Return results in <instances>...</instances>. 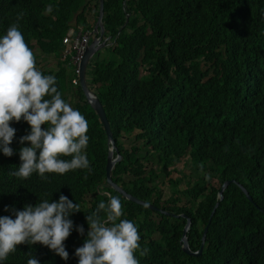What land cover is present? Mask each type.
Returning <instances> with one entry per match:
<instances>
[{"label": "trees", "instance_id": "trees-1", "mask_svg": "<svg viewBox=\"0 0 264 264\" xmlns=\"http://www.w3.org/2000/svg\"><path fill=\"white\" fill-rule=\"evenodd\" d=\"M91 1L95 22L98 0H0V36L22 14L19 28L37 69L52 73L62 90L71 64L60 56L61 39L71 25L91 28ZM101 22L114 45L88 65L86 84L104 110L112 156H120L110 179L155 208L105 186L110 145L77 85L63 99L88 121V169L46 174V180L35 173L28 179L11 175L21 164L19 149L30 146L19 143L30 131L23 120L10 123L16 129L14 154L0 152V216L15 219L13 210L61 195L79 205L69 216L73 230L64 242L69 258L39 243L21 244L0 264H27L31 256L39 264H78L75 250L87 238L86 216L101 200L107 203L101 191L120 197L121 219L135 223L140 248L149 249L145 256L136 252L139 264H264V0H103ZM46 58L53 66L42 64ZM147 156L157 157L159 165L147 168ZM183 157L199 172L183 188L167 179L173 189L162 199L165 169ZM172 214L190 219L185 237L191 251L207 226L199 255L181 251L185 219Z\"/></svg>", "mask_w": 264, "mask_h": 264}, {"label": "clouds", "instance_id": "clouds-1", "mask_svg": "<svg viewBox=\"0 0 264 264\" xmlns=\"http://www.w3.org/2000/svg\"><path fill=\"white\" fill-rule=\"evenodd\" d=\"M90 5L93 13V1L89 2ZM47 11L50 13L52 6ZM21 18L22 14L18 15L6 34L0 36V152L6 157L14 154L10 145L16 129L10 123L23 120L30 131L20 137L19 143L28 142L30 146L19 149L21 164L11 175L28 179L35 173L46 180V174L63 175L69 171L88 169V121L63 97L68 96L77 85L81 89L78 82L79 63L85 49L96 39L95 49L83 69L85 87L88 93L94 94L86 84V69L94 59L101 60L106 56L102 54V49H111L114 38L104 31L101 17L99 23L96 22L97 17L95 22H92V17L87 19L92 23L90 29L71 25L61 39L60 56L67 58L71 64L61 90L57 88L58 81L52 73L44 75L37 69L35 55L19 28ZM99 24L102 33L98 38ZM95 25L96 30H93ZM82 38H85L83 43ZM100 194L107 197V203L101 200L96 210L86 216L89 226L87 238L75 250L78 264H139L136 252L145 256L149 249L140 248L137 226L130 220L121 219L124 211L119 196H113L109 191H101ZM4 210L9 211V208L6 206ZM13 211L15 219L0 216V262L14 253L18 245L37 243L63 260L69 258L64 242L73 230V221L69 216L80 211L78 204L61 195L58 201L50 203L43 200L35 206L25 205L23 210ZM101 212L105 218H101ZM76 231L81 235L84 233L82 226H76ZM27 264H39V261L31 256Z\"/></svg>", "mask_w": 264, "mask_h": 264}, {"label": "water", "instance_id": "water-1", "mask_svg": "<svg viewBox=\"0 0 264 264\" xmlns=\"http://www.w3.org/2000/svg\"><path fill=\"white\" fill-rule=\"evenodd\" d=\"M102 15V0H98V16H97V20L96 22L99 23L100 21V17ZM93 30H96V25L93 27ZM98 31H99V36L100 37L101 33H102V26L101 24H99L98 26ZM96 42V39L92 40L89 44V46L85 49L81 61L79 63V70H80V74L78 77V82L79 85L81 86V89L83 91V95L87 101V103L90 105V107L92 108V110L95 112V114L97 115L102 128L104 130V134L106 136V140L109 143L110 147L107 150V154H106V162H105V186H109L112 188V190L116 191L117 193L121 194L126 200H129L131 202L140 204L144 207H147L149 209H154L155 207L152 206L151 204L147 203V202H143L142 200H139L135 197H133L132 195L126 193L120 186H118L117 184H115L114 182L111 181L110 179V171L111 168L113 166V164L118 161L120 159L119 154L116 153L115 157L112 156V152L114 149V145H113V140H112V136H111V132L109 129V124L107 122V119L105 117V113L104 110L101 106V103L99 102L98 98L94 95V94H90L88 93L85 84H84V80H83V69L84 66L86 64V61L89 57V55L93 52L94 48V44ZM229 183L228 180H225L221 185L219 190L217 191V198L220 200L222 198V191L224 190V188L226 187V185ZM237 186L239 187V189L241 190V192L244 194V196L246 197L247 200H251V197L247 194L246 190L240 185L237 184ZM217 205V203L215 202L214 207ZM213 211V210H212ZM212 211L210 214H212ZM164 214H168L167 212H164ZM173 216H180L181 218L185 219L184 225L182 227L181 230V236H180V249L183 253L187 254V255H199L202 251L203 248V242H204V237H205V233L207 230V226H204L201 232V236H200V243H199V247L197 248L196 251H191L187 245V241H186V231L189 227L190 224V219L185 215V214H172ZM210 217V216H209Z\"/></svg>", "mask_w": 264, "mask_h": 264}, {"label": "rangeland", "instance_id": "rangeland-1", "mask_svg": "<svg viewBox=\"0 0 264 264\" xmlns=\"http://www.w3.org/2000/svg\"><path fill=\"white\" fill-rule=\"evenodd\" d=\"M87 8H88V12L86 13V19L90 18L92 15L91 5L88 6ZM102 54L104 55L107 54V49L105 47L102 49ZM42 64L43 65L48 64L49 67H51L53 66L54 63L53 61H50L49 59L46 58V60H42ZM122 139L124 141V145L128 147L129 144L125 141L126 139L125 138H122ZM146 159H148L146 161L147 168L148 167L155 168L156 166L159 165L157 157L147 156ZM165 171H168V175L163 178V183L160 185L161 188L163 189L162 199H165L170 194L171 189H173L172 185L167 184L168 182L166 183L167 179L178 181V183L176 184L177 189L183 188L186 182L189 180H192V178L197 176L199 172L197 166L189 165L186 157H183L182 159H180V161L176 163L175 165H173L172 167L166 168ZM85 198L88 199V196H86Z\"/></svg>", "mask_w": 264, "mask_h": 264}, {"label": "built area", "instance_id": "built-area-1", "mask_svg": "<svg viewBox=\"0 0 264 264\" xmlns=\"http://www.w3.org/2000/svg\"><path fill=\"white\" fill-rule=\"evenodd\" d=\"M85 41V38H82V43Z\"/></svg>", "mask_w": 264, "mask_h": 264}]
</instances>
